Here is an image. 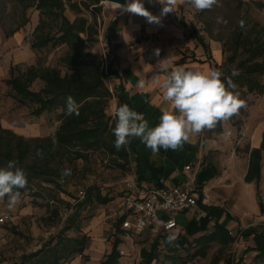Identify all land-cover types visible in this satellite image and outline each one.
Masks as SVG:
<instances>
[{
    "label": "crops",
    "instance_id": "0c3cea01",
    "mask_svg": "<svg viewBox=\"0 0 264 264\" xmlns=\"http://www.w3.org/2000/svg\"><path fill=\"white\" fill-rule=\"evenodd\" d=\"M77 1L81 8V0ZM241 1L245 3L254 1L264 7V0ZM64 2L66 6L71 7L76 1ZM141 3L154 16H159L163 8L159 0H141ZM106 4L102 1L98 6ZM193 12L194 8L186 0H178L174 12L162 17V26L150 24L145 17L127 11L113 19L105 14L104 38L111 50L117 75L116 95L112 105L128 104L142 113L150 126L154 127L159 122L160 108L164 104L160 83L167 72L180 66L208 71L221 65L222 46L213 40L208 42L196 26L191 25L194 22ZM76 18L68 17L71 22ZM194 28L204 39L203 44L191 37ZM157 49H159L158 56ZM164 59L166 60L162 67L158 62ZM156 77H159V82ZM141 82L143 87L140 86ZM169 108L171 110V106ZM237 131L226 134L227 131L224 130L220 135L215 136L216 138L207 140H203L201 134H196L190 138V143L184 144L183 148L176 151L161 149L156 156H153L151 150L139 139L131 141L133 151L129 154V167L133 188L128 195H137L153 186H160L163 181L168 187L194 184L197 188L198 201L201 198L197 207L176 215L178 228L171 233L178 235V247H170L165 243L170 232L154 233L148 230L139 233L154 238L146 245L136 246L135 252L138 248L136 255L139 257V264L142 261L141 250L143 248L150 250L155 241H159V258L153 264H157L159 259H162L163 264H191V260L197 262V259L201 260L209 256L211 260L208 264H211L215 258L218 259L216 264H226V259L231 256L227 257L225 252L236 242V235L233 232L240 231L238 239L253 243L249 242V249L262 245V242L254 239V236L244 238L241 237V233L252 227L259 235L264 236V95L259 97L250 110L244 126ZM235 136H240L237 140L241 147L245 142L248 146L243 163L236 157L235 151L232 152ZM223 143H226V146ZM186 167H190V170H186ZM237 167L242 168L240 175L236 173ZM112 201L111 199L109 204ZM123 203L119 212L115 214L117 223L122 219L116 215L122 211ZM241 218L243 221L253 219L255 222L244 229ZM15 220L13 216L12 221L0 226L1 240L5 235L3 227L13 224ZM119 230L126 236L138 235L125 232L121 227ZM216 231H218L217 235H215ZM229 235L234 241L227 244ZM93 250L94 247H90L91 260L99 256L93 253ZM118 250L119 253L125 252L119 264H131L127 251L121 248ZM244 251L238 258H232L238 261ZM85 252L84 255H74L62 264H92L85 257L90 254ZM250 253L256 255L255 252ZM245 257L244 264H249L253 260L245 261ZM38 259L33 264H38L36 263ZM104 259H100L99 264Z\"/></svg>",
    "mask_w": 264,
    "mask_h": 264
},
{
    "label": "rangeland",
    "instance_id": "374dc122",
    "mask_svg": "<svg viewBox=\"0 0 264 264\" xmlns=\"http://www.w3.org/2000/svg\"><path fill=\"white\" fill-rule=\"evenodd\" d=\"M36 1L0 0V122L4 128L26 138L53 136L60 125L58 117L61 111L44 113L39 118L33 117L32 111L36 105L16 95L7 82L24 74L29 67L35 65L42 68H59L63 74L67 72L68 68L62 62L68 52L67 46L48 47L40 51L32 49L33 32L39 19ZM75 1L73 5L79 6L78 1ZM90 2L91 0H81V9L83 16L95 25L98 35L97 43H88L86 51L99 58L102 52V43L107 44L104 38L106 23L103 20L104 16L106 14L113 19L121 15L122 12H118L109 4L87 8L86 5H89ZM63 3L66 7V17L72 19V17L78 16L73 8L66 6V2ZM220 4V7H214L212 10L197 12L194 9V22L191 25H195L197 30L208 39V42L209 40L219 42L223 51L221 65H224L225 71L230 75L233 70L239 74L241 72L240 62L251 58V55L240 45L237 35H235L236 29L243 21L251 28V35L254 39L264 41V7L254 1H250L242 7H239L235 0H220ZM218 18H220V22H218ZM13 32L14 34L11 35ZM52 34H57V28L52 30ZM82 38H84L83 35ZM89 62L88 65L91 66L93 61L89 60ZM71 73L73 72L71 71ZM258 77L264 84V74H258ZM43 87L44 82L37 80L31 90L38 92ZM234 91L239 93V97H242L244 101V112L234 120L229 119L219 123L213 130H205L201 133L203 140L216 138L215 136L220 135L224 130L227 133L240 131L249 117L250 110L259 97L264 95L243 94L236 86ZM111 108L112 103L109 114H111ZM238 137L240 136L233 138L234 150L232 152L235 151L236 157L243 163L248 146L245 142L241 147L237 140ZM223 145L226 146V143ZM43 161V156L41 158L32 154L26 159V165L33 162L41 164ZM51 162L50 178L59 184V188L43 182L34 184L33 189L27 190L25 195L21 196L20 203L12 209L7 207V197L0 200V211L9 212L16 219L13 224L3 227L5 235L2 240L0 239V264L21 263L24 255H30L40 250L44 243L52 237H57L61 232L62 236L67 238H87L88 249L85 253L90 254V247H94L93 253L99 255L98 258L93 257L92 260L91 254L85 256L92 264H99L100 259H104L111 252L117 238L122 239L123 244L119 248L127 251L131 264H139V257L136 255L138 248L135 252L136 246L146 245L154 238L143 234L126 236L121 230H117L118 220L115 218V214L121 209L123 198L130 193L133 184L129 155L128 159H118L109 156L102 150L89 153L88 160L83 161L72 159L69 153L63 155L56 152ZM63 169H70L71 175L62 177ZM241 172L242 168L237 167L236 173L240 175ZM90 187H96L103 196H107L113 201L107 205H99L95 202L81 211L80 219L73 224L72 228L65 230L69 216L78 208V202L83 198L85 190ZM241 221H243L242 218ZM253 222H255L253 219H244L242 222L244 229L252 226ZM233 233L236 235V242L225 252V255L238 258L246 248L250 247L249 244L253 243L238 239L240 231ZM253 257L254 255L249 253L246 255L245 261L250 262ZM210 258L209 256L201 260L197 259V262L191 260V264H208ZM37 259L31 260L27 264H33ZM162 262V259H159L157 264H163Z\"/></svg>",
    "mask_w": 264,
    "mask_h": 264
},
{
    "label": "trees",
    "instance_id": "16d2710c",
    "mask_svg": "<svg viewBox=\"0 0 264 264\" xmlns=\"http://www.w3.org/2000/svg\"><path fill=\"white\" fill-rule=\"evenodd\" d=\"M102 1L104 0H91L90 4L86 6L87 8L94 5L97 7ZM235 1L239 7L246 4L241 0ZM63 2L61 0L36 1L39 21L33 32L32 49L40 51L48 47L67 46L68 52L62 59V62L68 67L67 72L63 74L59 68H42L35 65L29 67L24 74L7 82L16 95L36 105L32 111L33 117L39 118L44 113L61 111L58 117L60 125L57 131L53 136L46 138H26L4 128L0 122V166H4L9 160H17L19 166L28 174L26 187L18 189L21 196L25 195L27 190H32L34 184L41 182L53 184L55 188H59V184L50 178L51 159L56 152L63 155L69 153L74 160L87 161L88 154L91 152L103 150L111 157L128 159V155L133 151L132 142L119 151L114 147L115 136L112 129L115 127V120L109 114L112 96L104 83L100 57L86 51L88 43H97L98 31L95 29V25L83 16V11L79 6H71L78 15L76 20L71 22L65 15L66 7ZM56 28L57 34L53 35L52 30ZM236 31L235 35H237L240 45L251 55V58L240 62L241 72L238 75H230L225 71L224 65H217L216 69L224 73L222 79L225 82L231 78L232 83L243 94L262 95L264 94V84L259 80L258 74H264V41L254 39L251 35V28L244 22L243 27L239 24ZM13 34L14 32L11 33V35ZM82 35L86 39L82 38ZM191 37L201 44L204 43V39L199 36L195 28ZM89 60L93 61L91 66L88 65L90 64ZM73 69L75 70L73 71ZM111 74L114 78L117 77L114 66ZM37 80L43 81L44 87L40 91L34 92L31 87ZM68 96L73 97L80 105L79 115L66 114V98ZM239 98L242 99V97ZM243 112L244 106L230 119L234 120ZM37 151L43 154L44 161L41 164L33 162L26 165L29 155L37 156ZM110 201L111 199L103 196L96 187L86 189L83 198L77 204L78 208L69 216L65 230L72 228L73 224L80 219L81 211L87 207L95 202L99 205H106ZM200 201L201 198L198 202ZM260 207L263 210L261 201ZM123 221L124 219H121L117 223L118 230ZM217 234L218 231L215 232V235ZM62 235L61 232L57 237H52L43 244L39 251L24 255L20 264H26L35 258H39L36 262L38 264H62L74 255H84L88 247L87 238H67ZM253 236L254 239H259L262 245L248 248L238 261L232 257L227 258L226 264H244V257L250 252H255L256 255L249 264H264V236L259 235L252 227L241 233V237L244 238ZM233 241L234 238L232 239V236L229 235L227 244ZM121 244V239L117 238L111 253L101 264H119L121 255L118 248ZM158 245L159 241H155L150 250L145 248L141 250V264H153L158 260ZM217 260L215 258L211 264H216Z\"/></svg>",
    "mask_w": 264,
    "mask_h": 264
},
{
    "label": "clouds",
    "instance_id": "9594fccd",
    "mask_svg": "<svg viewBox=\"0 0 264 264\" xmlns=\"http://www.w3.org/2000/svg\"><path fill=\"white\" fill-rule=\"evenodd\" d=\"M197 12L212 10L220 7V0H186ZM163 5L159 16L152 15L141 3V0H131L123 7L125 11L145 17L150 24L162 26V17L174 9L178 0H159ZM220 22V18H218ZM243 27V21L240 22ZM159 55V49L156 50ZM159 61L163 67V62ZM232 75H238L233 70ZM224 73L218 69L201 71L186 69L183 66L167 72L160 83L163 89V106L160 108L159 122L150 126L149 121L142 113L137 112L128 104H121L113 110L115 127L112 129L115 136L114 147L119 151L126 148L133 139H139L153 156L160 150H179L185 143L191 142V137L201 134L205 130H213L219 123L228 121L244 106V101L235 92V85L231 78L225 82ZM159 82V77H156ZM143 87V82H141ZM171 106V110L169 108ZM80 105L73 97L66 98V114L79 115ZM228 134V133H226ZM37 156L43 154L37 151ZM27 172L19 166L17 160H9L0 166V200L7 197V207L14 208L20 203L21 192L18 189L27 185ZM71 175L70 169H63L61 176ZM163 223V222H162ZM178 235L169 233L165 243L170 247H178Z\"/></svg>",
    "mask_w": 264,
    "mask_h": 264
},
{
    "label": "built area",
    "instance_id": "2783aa9c",
    "mask_svg": "<svg viewBox=\"0 0 264 264\" xmlns=\"http://www.w3.org/2000/svg\"><path fill=\"white\" fill-rule=\"evenodd\" d=\"M84 39L86 38L84 37ZM101 48L100 59L104 83L112 96V101H115V78L111 74L113 69L112 53L106 43H102ZM117 106L119 105H112V118L113 110ZM186 170H190V167H186ZM196 191L197 188L194 184L168 187L161 181L160 186H153L137 195H128L124 199L122 211L116 215L119 219H124L121 229L132 234H139L148 230L154 233H167L177 229L176 215L197 207L198 196ZM12 220L13 215L11 213L0 212V226L6 225ZM120 255L124 256L125 252L121 251Z\"/></svg>",
    "mask_w": 264,
    "mask_h": 264
},
{
    "label": "water",
    "instance_id": "95a60500",
    "mask_svg": "<svg viewBox=\"0 0 264 264\" xmlns=\"http://www.w3.org/2000/svg\"><path fill=\"white\" fill-rule=\"evenodd\" d=\"M107 4H113V5H121L126 6L129 3V0H104Z\"/></svg>",
    "mask_w": 264,
    "mask_h": 264
},
{
    "label": "bare ground",
    "instance_id": "6f19581e",
    "mask_svg": "<svg viewBox=\"0 0 264 264\" xmlns=\"http://www.w3.org/2000/svg\"><path fill=\"white\" fill-rule=\"evenodd\" d=\"M109 5H112L113 8H114L115 10L119 11V12H122V13H125V12H126V11L124 10L123 7H119V8H117V5H113V4H109Z\"/></svg>",
    "mask_w": 264,
    "mask_h": 264
}]
</instances>
